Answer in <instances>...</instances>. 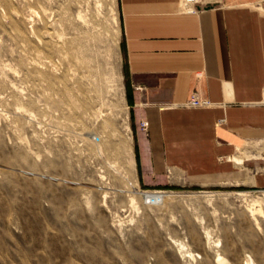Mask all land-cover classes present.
Instances as JSON below:
<instances>
[{
    "label": "rangeland",
    "instance_id": "rangeland-1",
    "mask_svg": "<svg viewBox=\"0 0 264 264\" xmlns=\"http://www.w3.org/2000/svg\"><path fill=\"white\" fill-rule=\"evenodd\" d=\"M118 6L0 0V264H264V190L137 182Z\"/></svg>",
    "mask_w": 264,
    "mask_h": 264
},
{
    "label": "crops",
    "instance_id": "crops-1",
    "mask_svg": "<svg viewBox=\"0 0 264 264\" xmlns=\"http://www.w3.org/2000/svg\"><path fill=\"white\" fill-rule=\"evenodd\" d=\"M117 1L139 185L264 190V0L193 15L178 0ZM194 92L212 106L185 107Z\"/></svg>",
    "mask_w": 264,
    "mask_h": 264
},
{
    "label": "built area",
    "instance_id": "built-area-1",
    "mask_svg": "<svg viewBox=\"0 0 264 264\" xmlns=\"http://www.w3.org/2000/svg\"><path fill=\"white\" fill-rule=\"evenodd\" d=\"M222 0H178V7L181 13L197 14L207 9H215L220 7ZM263 102H264V89H263ZM212 104L206 98L194 92L185 103L187 108H209ZM141 128H146V123H141ZM155 192V191H153ZM160 192V191H158Z\"/></svg>",
    "mask_w": 264,
    "mask_h": 264
},
{
    "label": "bare ground",
    "instance_id": "bare-ground-1",
    "mask_svg": "<svg viewBox=\"0 0 264 264\" xmlns=\"http://www.w3.org/2000/svg\"><path fill=\"white\" fill-rule=\"evenodd\" d=\"M238 196H241V197H247V194H243V193H241V194H238ZM152 197V196H151ZM140 198V199H139ZM155 198H157V197H155ZM135 199L136 200H144V199H146L147 201H150V200H152L149 196H141V197H135ZM254 203L255 204H257L256 206H258V207H260V208H262V207H264V194H262L258 199H256L255 201H254ZM256 212H261V209H258V210H256ZM254 221H256V219H255V217H254ZM189 256H194V257H197V255H192V254H189ZM218 261V260H217ZM223 261V260H222ZM223 263H225L224 261H223ZM222 263V264H223Z\"/></svg>",
    "mask_w": 264,
    "mask_h": 264
},
{
    "label": "trees",
    "instance_id": "trees-1",
    "mask_svg": "<svg viewBox=\"0 0 264 264\" xmlns=\"http://www.w3.org/2000/svg\"><path fill=\"white\" fill-rule=\"evenodd\" d=\"M121 52H122V54H123V46H122V44H121ZM123 75H124V84H125V86H126V75H125V67L123 66Z\"/></svg>",
    "mask_w": 264,
    "mask_h": 264
}]
</instances>
